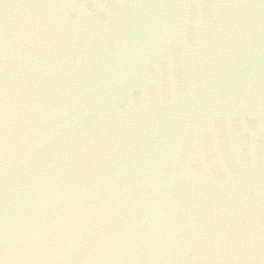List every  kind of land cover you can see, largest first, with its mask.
<instances>
[{
  "label": "water",
  "instance_id": "obj_1",
  "mask_svg": "<svg viewBox=\"0 0 264 264\" xmlns=\"http://www.w3.org/2000/svg\"><path fill=\"white\" fill-rule=\"evenodd\" d=\"M0 264H264V0H0Z\"/></svg>",
  "mask_w": 264,
  "mask_h": 264
}]
</instances>
